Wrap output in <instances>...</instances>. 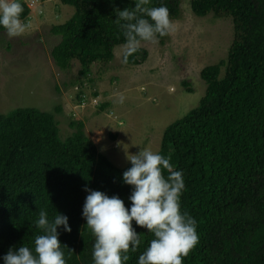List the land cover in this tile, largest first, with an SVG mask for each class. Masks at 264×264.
Segmentation results:
<instances>
[{
    "label": "trees",
    "instance_id": "trees-1",
    "mask_svg": "<svg viewBox=\"0 0 264 264\" xmlns=\"http://www.w3.org/2000/svg\"><path fill=\"white\" fill-rule=\"evenodd\" d=\"M59 1L73 7L74 15L50 29L61 39L50 57L61 72L71 62L79 63L78 80L71 86L81 87L83 81L94 85L91 66L111 63L114 50L125 43L114 9L135 4ZM184 2L197 18H231L234 35L226 60L201 71L206 91L198 107L167 126L160 140L159 152L184 172L181 210L197 221L199 243L183 264H264V0H152L149 6L166 5L174 22ZM21 3L27 21L30 10ZM167 38L158 41L164 44ZM147 55L138 49L126 62L124 54L122 63L137 67ZM86 96L78 89L79 106L91 104ZM96 97L95 92L91 98ZM108 107L102 104L98 112ZM61 112V107L53 114L25 108L0 114V256L10 247H32L41 234L35 226L39 212L46 210L51 219L56 210L68 217L71 228L70 233L58 229L61 244L68 248L67 264H93L94 236L82 218L84 188L117 195L130 207L132 189L122 182L130 163L117 167L100 154L82 122H70L73 132L62 140L54 117ZM133 227L141 233L142 244L129 252L127 264H137L153 238L135 222Z\"/></svg>",
    "mask_w": 264,
    "mask_h": 264
},
{
    "label": "rangeland",
    "instance_id": "rangeland-1",
    "mask_svg": "<svg viewBox=\"0 0 264 264\" xmlns=\"http://www.w3.org/2000/svg\"><path fill=\"white\" fill-rule=\"evenodd\" d=\"M29 9L35 25L30 23L20 36L0 34V114L25 108L53 114L61 107L62 112L54 114L59 137L65 140L72 134L70 122H82L98 152L121 168L130 163L126 154L145 148L159 151L163 130L197 108L203 98L206 86L200 72L226 60L233 42L231 18H197L184 2L164 44L141 43L139 49L148 53L142 64L124 65L126 49L119 46L111 63L91 66L94 85L83 81L81 87L71 86L78 80L80 65L73 61L66 72L54 66L50 52L61 39L50 29L68 22L73 7L59 0H36ZM78 89L91 99L85 109L78 108ZM94 91L97 100L91 98ZM102 104L109 107L100 113Z\"/></svg>",
    "mask_w": 264,
    "mask_h": 264
},
{
    "label": "clouds",
    "instance_id": "clouds-1",
    "mask_svg": "<svg viewBox=\"0 0 264 264\" xmlns=\"http://www.w3.org/2000/svg\"><path fill=\"white\" fill-rule=\"evenodd\" d=\"M133 3L135 7L114 9V22L125 38V62L138 51L142 42L156 43L159 37L174 30L166 5L149 6L152 0H133ZM23 13L21 0H0V29L6 32L3 34L15 37L25 33L30 17L26 21ZM123 100V94H119V101ZM78 108L86 106L78 105ZM126 159L131 166L122 173V182L132 189L129 208L117 195L84 188L87 195L82 218L94 236L93 264H127L129 252H137L142 244L141 233H137L133 222L153 236L137 264H183V259L199 243L197 221L181 210L184 172L176 169L170 156L150 148L126 154ZM35 226L41 234L35 236L32 247L23 244L10 247L0 256L3 264H67L64 252L67 246L61 244L58 229L71 232L68 217L55 210L50 219L48 212L41 210Z\"/></svg>",
    "mask_w": 264,
    "mask_h": 264
},
{
    "label": "crops",
    "instance_id": "crops-1",
    "mask_svg": "<svg viewBox=\"0 0 264 264\" xmlns=\"http://www.w3.org/2000/svg\"><path fill=\"white\" fill-rule=\"evenodd\" d=\"M27 5H30V3H32L33 5L36 3V0H23ZM40 4H41V2H39ZM40 4H38L37 6H39ZM43 4H45V2L43 3ZM36 10H37V8H36ZM30 23H31V25H35V24H33V22L31 21V19L29 20V27L31 26L30 25Z\"/></svg>",
    "mask_w": 264,
    "mask_h": 264
},
{
    "label": "built area",
    "instance_id": "built-area-1",
    "mask_svg": "<svg viewBox=\"0 0 264 264\" xmlns=\"http://www.w3.org/2000/svg\"><path fill=\"white\" fill-rule=\"evenodd\" d=\"M84 106V104L82 105V107Z\"/></svg>",
    "mask_w": 264,
    "mask_h": 264
}]
</instances>
